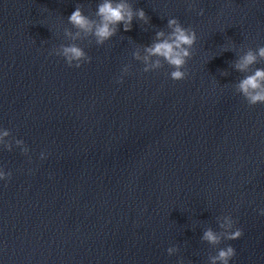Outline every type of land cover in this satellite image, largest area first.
<instances>
[{
  "label": "water",
  "instance_id": "water-1",
  "mask_svg": "<svg viewBox=\"0 0 264 264\" xmlns=\"http://www.w3.org/2000/svg\"><path fill=\"white\" fill-rule=\"evenodd\" d=\"M99 2L0 0V128L29 149L0 146L12 172L0 180V264H208L226 244L229 264H264V104L234 91L245 74L231 66L264 45V0H129L148 24L77 40L92 58L79 68L49 55L70 43L75 6L91 15ZM170 17L197 35L179 81L132 57ZM224 214L242 236L202 241Z\"/></svg>",
  "mask_w": 264,
  "mask_h": 264
},
{
  "label": "clouds",
  "instance_id": "clouds-1",
  "mask_svg": "<svg viewBox=\"0 0 264 264\" xmlns=\"http://www.w3.org/2000/svg\"><path fill=\"white\" fill-rule=\"evenodd\" d=\"M187 5L188 10L194 8L191 0H187ZM203 12L201 8L197 15H202ZM134 18L144 24H148L150 19L142 8H133L129 0H100L95 12L91 15L85 14L82 5L78 3L75 10L67 17L68 24L72 26L71 29L64 28V36L70 43L54 45L49 50V55L62 57L67 66L79 68L89 63L92 58L84 48L76 43L77 40H88L91 43L94 39L96 45H103L117 33L119 24L123 25L124 31L131 30ZM166 28L168 31L156 30L152 43L138 46L132 52V57L142 63L143 67L140 71L144 73L162 69L166 64L171 69L167 73L170 79L184 80L189 76L186 65L194 53L193 45L197 41L195 29L191 25L183 26L176 17L168 18ZM140 47H143V54H141ZM236 53L237 59L231 62V66L245 75L232 84L234 91L243 97L248 106L264 104V67H252L264 61V45L257 46L255 49L248 47L242 52L237 50ZM130 68V64L123 65L120 74L114 77L115 83H123L124 76L131 74ZM227 74V72L221 73V75ZM14 145L20 146L22 154H28L29 149L22 139L13 136L10 129L0 128V146L11 151ZM40 157L45 158L46 153L42 151ZM11 177L10 170L6 172L3 167H0V180L8 181ZM258 211L260 215H264V208ZM216 221L219 231L206 227L200 237L202 241L216 247L221 244L222 240L231 241L242 236L243 229L236 227V221L231 215L217 216ZM178 251L179 248L175 244L166 249L168 255ZM235 255L236 249L233 245L226 244L224 247L217 248L215 254L208 255V264H229ZM177 264H184L182 257L178 258Z\"/></svg>",
  "mask_w": 264,
  "mask_h": 264
}]
</instances>
